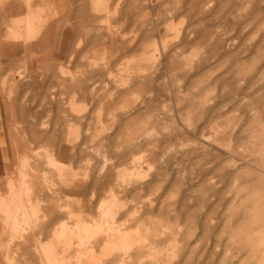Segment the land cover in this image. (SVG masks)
Masks as SVG:
<instances>
[{
    "label": "rangeland",
    "instance_id": "obj_1",
    "mask_svg": "<svg viewBox=\"0 0 264 264\" xmlns=\"http://www.w3.org/2000/svg\"><path fill=\"white\" fill-rule=\"evenodd\" d=\"M0 0V264H264V0Z\"/></svg>",
    "mask_w": 264,
    "mask_h": 264
},
{
    "label": "crops",
    "instance_id": "obj_2",
    "mask_svg": "<svg viewBox=\"0 0 264 264\" xmlns=\"http://www.w3.org/2000/svg\"><path fill=\"white\" fill-rule=\"evenodd\" d=\"M8 8L11 10H19L22 5L20 2L15 0H7ZM11 148L7 141L5 134V106L2 100L0 99V174L6 169L7 165L11 162ZM0 203H3V200H0Z\"/></svg>",
    "mask_w": 264,
    "mask_h": 264
}]
</instances>
